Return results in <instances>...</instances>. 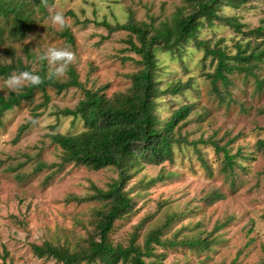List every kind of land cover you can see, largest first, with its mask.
<instances>
[{
	"label": "rangeland",
	"instance_id": "obj_1",
	"mask_svg": "<svg viewBox=\"0 0 264 264\" xmlns=\"http://www.w3.org/2000/svg\"><path fill=\"white\" fill-rule=\"evenodd\" d=\"M191 10L186 0H55L48 16L22 41H7L0 48V59L10 64L7 49L11 48L14 59H22L35 72L42 62L38 56L46 48H67L74 59L57 79L67 82L68 71L73 69L84 88L113 97L128 92L130 76L141 69L140 57L129 45L131 40L138 45V40L125 31L111 34L101 23L117 26L132 20L158 27L177 13ZM57 12L66 18L62 29L50 20ZM219 14L235 17L245 31L264 27V0H251L238 10L223 7ZM66 29L73 44L61 36ZM198 38L231 56L239 44L264 49L263 39L244 38L218 23L211 28L204 24ZM26 48L32 60L25 54ZM155 55L160 89L169 83H191L181 96L156 100L161 127L176 109L194 104L180 136L188 142L214 140L239 158L230 173L224 169V157L210 144L175 145L172 163L145 165L127 184L133 207L115 223L110 241L127 246L136 238V244L142 246L151 232L160 230L161 240L176 246H155L153 256L145 259L147 264H264V153L256 148L264 140V62L259 63L254 77L234 74L229 77L230 86L219 83V90L227 94L222 103L212 93L208 77L215 63L204 60V52L193 41L170 53L157 47ZM5 81L0 79V94L7 96L11 91ZM257 81L262 82L261 88ZM47 95V108L35 110L45 101L38 91L32 103L24 102L5 113L0 124V264H60L37 258L31 244L51 242L71 250L84 245L94 232L95 213L107 207L90 199L93 188L106 191L117 178L112 168L93 171L72 164L59 166L63 152L50 136L84 130L81 118L60 113L75 108L83 91L71 88L58 94L48 88ZM157 178L162 181L153 183ZM213 192L223 197L209 203ZM206 237L214 241L207 250L179 245Z\"/></svg>",
	"mask_w": 264,
	"mask_h": 264
},
{
	"label": "trees",
	"instance_id": "obj_2",
	"mask_svg": "<svg viewBox=\"0 0 264 264\" xmlns=\"http://www.w3.org/2000/svg\"><path fill=\"white\" fill-rule=\"evenodd\" d=\"M55 0H0V48L7 41L18 43L29 32L42 22L49 14L48 8ZM251 0H186L192 9L188 14L177 13L170 22H163L158 27L136 24L132 20L124 25L111 26L107 22L101 23L109 33L125 31L131 37H136L138 45L129 41L130 49L140 57L141 69L130 76L132 85L128 92L108 97L102 90L92 91L79 83L73 69L68 71L69 79L61 82L57 77L48 74L46 61L40 64V70L35 71L41 77V83L36 86H26L19 93L10 92L7 96L0 94V124L4 114L20 106L24 102L32 103L36 92H42L45 101L39 108H47L50 98L47 89H54L58 94L71 88L83 91V99L73 109H64L60 113L64 117L81 118L84 130L76 135L52 134L51 142L62 149L63 156L60 167L72 164L86 167L93 171L112 168L117 172V178L103 191L93 188L94 194L90 199L107 204L106 209L98 210L94 223L93 234L86 239L84 245L70 249L56 246L51 242L41 245L31 244L33 254L39 259L54 260L60 264H147L146 258L153 256L155 246L174 247V242L161 240L160 230L151 232L143 245L136 244L133 238L127 246L114 245L110 241V234L117 221L130 213L133 207L132 199L126 186L133 176L138 174L145 165L160 166L172 163L174 146L190 144L194 147L210 144L218 155L224 157V169L233 172L239 154L231 155L226 147H221L214 140L188 142L180 136L179 130L190 118L195 110L194 104H185L176 109L164 126L161 127L156 114V100L163 96H181L190 89L191 83H169L160 89L158 75V59L155 55L157 47L170 53L180 46L193 41L195 46L204 52V60L210 58L215 63L214 72L208 77L211 82V91L222 103H226V92H221L218 84L230 86L229 77L234 74H243L245 77H254L259 63L264 62V49L259 46L249 49L247 46H238L233 56L223 49L210 46L207 41L199 40L201 28L206 24L209 28L215 24L224 25L235 30L244 38L263 39L264 27L243 30V26L235 17L220 15V9L230 7L241 9ZM151 27V28H150ZM61 36L68 43L73 44L74 38L66 29ZM11 57L10 64H4L0 59V79H6L14 72L33 71L22 59H14L13 49H7ZM29 59V49H25ZM34 72V71H33ZM257 87L262 82L257 81ZM37 117L36 115L34 116ZM27 129L20 128L19 136ZM258 151L264 153V140L256 144ZM162 181V178L153 180V183ZM222 194L213 192L208 196L209 203L222 198ZM78 202L89 200L77 199ZM214 243L207 237L196 240L183 241L179 245L189 249L207 250Z\"/></svg>",
	"mask_w": 264,
	"mask_h": 264
},
{
	"label": "clouds",
	"instance_id": "obj_3",
	"mask_svg": "<svg viewBox=\"0 0 264 264\" xmlns=\"http://www.w3.org/2000/svg\"><path fill=\"white\" fill-rule=\"evenodd\" d=\"M54 27L60 29L66 26V18L60 12L50 16ZM38 59L46 61L50 68L51 77L63 76L68 65L73 61V53L67 48L48 47L39 56ZM41 83V77L33 71H19L12 73L5 81V87L14 93H19L28 85L36 86Z\"/></svg>",
	"mask_w": 264,
	"mask_h": 264
}]
</instances>
